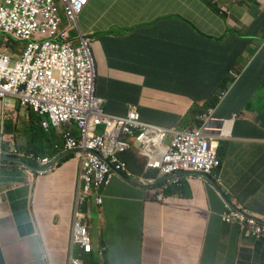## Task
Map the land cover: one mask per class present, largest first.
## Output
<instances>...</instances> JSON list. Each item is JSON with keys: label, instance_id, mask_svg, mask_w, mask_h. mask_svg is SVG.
Wrapping results in <instances>:
<instances>
[{"label": "crops", "instance_id": "crops-1", "mask_svg": "<svg viewBox=\"0 0 264 264\" xmlns=\"http://www.w3.org/2000/svg\"><path fill=\"white\" fill-rule=\"evenodd\" d=\"M211 16L200 0H91L79 24L91 38L99 93L116 115H125L130 104H137L143 115L145 106L167 103L186 106L175 110L182 115L192 104L210 98L209 89L197 87L194 74L210 53L221 56V74L250 60L242 83L219 109L220 118L238 116L231 136L221 144V182L233 202L249 204L247 209L264 219V51L257 59L252 47L237 48L234 27L248 25V19L221 18L220 23L211 22ZM197 28L206 29L212 38L196 32ZM143 83L148 91L138 94ZM12 111L0 99V119L11 118ZM162 115L159 122L181 123L182 118ZM22 129L16 128L20 136L28 127ZM55 143H61L58 136L51 144L49 137L40 138L45 147ZM75 178L73 158L62 159L43 176L32 165L5 163L0 187V264H65ZM128 187L121 178L113 179L109 187L110 194L124 200L106 201L103 236L96 237L106 246L105 264H264V242L243 238L235 227H222L216 214L209 217L208 210L219 212L224 206L201 181L189 182L185 198L173 203L182 215L172 221H162L157 206L137 201L147 191Z\"/></svg>", "mask_w": 264, "mask_h": 264}, {"label": "clouds", "instance_id": "clouds-1", "mask_svg": "<svg viewBox=\"0 0 264 264\" xmlns=\"http://www.w3.org/2000/svg\"><path fill=\"white\" fill-rule=\"evenodd\" d=\"M58 8L57 19L59 31L54 39V42L68 43L75 50H82V62L88 69V74L85 80L84 88L81 90L76 87L84 97L88 99L94 108L101 110L102 113L116 115L108 110L107 98H104L99 93V69L95 56L91 48V38L86 36L80 27L79 16L84 12L85 7L91 0H54ZM210 11L211 22L218 20L221 23V18L226 20L236 19V16L248 19L249 24H243L242 27L238 24L234 27L237 31L239 46H244L243 50L250 46L252 47L253 56L259 57L260 52L264 51V0H200ZM2 7H9L6 0H0V23L6 21L4 10ZM61 13L62 17L58 14ZM63 24V25H62ZM260 26V29L257 28ZM199 34L212 38L208 35L209 32L194 29ZM9 35L15 41L22 44L18 51L4 50L3 41L0 39V52L10 58L11 65L18 62L27 43L16 38L12 33H5L0 29V35ZM64 34V36H62ZM217 38H221V33ZM256 54V55H255ZM218 54L216 52L210 53L204 58L195 70L194 74L197 75L195 79L196 85L202 89L210 90V98L207 101L199 100L196 104H192L186 110V117L181 116L174 118H182L185 120L184 124L178 122L174 126L165 123H158L152 119V114L149 111L155 112L152 107L145 106L147 111L141 115L140 108L136 104L127 106L128 111L135 107L139 114L141 121L149 125H154L168 133L163 140L164 147L169 146L172 131L184 130H200L206 123L211 128L219 130L204 131V134H221V139L217 144L213 141L209 142V147L213 150L214 163L209 171H190V169L181 167L171 173H164L160 168L150 166L151 159L142 154L141 143L132 142V147L119 154V158L125 163V170L117 171L109 184L102 186L98 190V194L87 192L82 195V199L78 198L77 189L81 185V162L77 155L83 154L84 148L80 146L82 139L81 130L74 120L63 122L59 125H54L49 115L40 107L37 99L34 98L25 89L17 95L6 94L0 95V99L8 106L14 113L11 118L8 115L0 119V187L2 170L6 162L16 161L21 164L23 168L32 165L35 167V173L38 176L52 173L55 166L59 161L64 158H73L76 161V178L74 186V200L73 211L70 223L67 225V234L65 242H67L66 262L65 264H105L106 246L96 237L103 236L102 219L106 208L107 199H120L124 200L121 195H113L109 193L111 182L115 178H121L125 185H129V189L137 190L143 189L147 191L148 195H142L136 198L138 202L147 206H157L158 214L162 221H172L175 217L182 215L173 204L177 199L185 198L187 194V184L192 180H199L202 182L206 191H210L217 197L223 208L219 212H214L212 209L208 210L209 217L216 214L219 218L222 227H235L238 229L243 238H249L255 241L264 242V219L252 214L247 206L233 202L229 197V192L223 188L221 182V171L223 168V156L221 154V144L231 136L233 125L236 123L237 115L232 113L230 118H220L219 109L224 103L226 98L233 92V90L240 86L248 70L250 60L238 62L235 69H230L221 74L219 68L221 60H217ZM214 64L217 70H214ZM220 73L221 78L219 82L214 85L217 75ZM147 83H143L144 89L138 90V94L142 93L145 88H149ZM152 90V89H151ZM110 98V97H108ZM35 101V105L31 103ZM213 101V103H211ZM80 113L83 112L79 108ZM19 114V115H18ZM166 114L171 115L166 112ZM154 116V115H153ZM155 117V116H154ZM22 122V123H20ZM86 123H95V113L86 116ZM180 123V124H179ZM47 126L45 127V125ZM23 125L28 130L20 136L16 128H21ZM99 127V126H98ZM40 130V131H39ZM98 130V128H97ZM56 132L61 139V143H55L52 147H45L40 144L41 134L43 137H48L50 132ZM104 132V128H103ZM26 133V134H25ZM73 138L77 142V146L69 148L67 146L68 137ZM25 137V142H21V138ZM33 140L36 142L34 143ZM158 141V140H157ZM37 146V148H35ZM9 148V149H7ZM129 151H132L136 158V165L140 168L141 172L138 177H133L129 170V164L120 157ZM61 156H64L60 158ZM196 156L194 159L196 161ZM104 162L108 160L103 158ZM53 163V164H52ZM173 195L169 194V190ZM166 207V211L164 208ZM246 208V209H245ZM254 222L257 229L253 233L252 229L248 227L249 221Z\"/></svg>", "mask_w": 264, "mask_h": 264}, {"label": "built area", "instance_id": "built-area-1", "mask_svg": "<svg viewBox=\"0 0 264 264\" xmlns=\"http://www.w3.org/2000/svg\"><path fill=\"white\" fill-rule=\"evenodd\" d=\"M6 2L9 7H2L6 21L0 23V29L12 33L27 45L21 59L14 65H11L7 55L0 52V95H17L21 89H25L37 99L54 125L71 120L77 123L82 136L80 146L85 151L77 155L81 162L78 198L82 199V195L87 192L98 194L102 186L109 184L115 170H125V163L119 154L130 149L133 141L141 143V153L151 159L150 166L160 168L164 173H171L181 167L194 172L210 170L214 153L209 142L217 144L223 136L204 134V131L219 129L205 123L200 130H174L169 146L164 147L162 142L168 133L142 122L135 107L126 116L102 113L76 89L79 87L83 90L88 74L82 62V50H75L68 43L54 42L59 31L55 1ZM40 25L44 29L42 32ZM31 103L37 110L35 101ZM79 108L83 109L82 113ZM94 113L95 123H86V116ZM102 125L104 132L100 135L97 128ZM66 137L69 148L77 146L73 138L68 134ZM194 156L197 157L196 161ZM248 227L253 233L257 232L252 220Z\"/></svg>", "mask_w": 264, "mask_h": 264}, {"label": "rangeland", "instance_id": "rangeland-1", "mask_svg": "<svg viewBox=\"0 0 264 264\" xmlns=\"http://www.w3.org/2000/svg\"><path fill=\"white\" fill-rule=\"evenodd\" d=\"M58 16L59 17H62V14L61 13H59L58 14ZM63 25V24H62ZM40 31L42 32L44 29H43V27H42V25H40ZM0 39H2V41H3V47H4V50H7V51H18L21 47H22V44L21 43H19V42H17V41H15L11 36H9V35H4V34H2V35H0ZM147 86V85H146ZM147 88V87H146ZM146 91H148V89H145V90H143L142 91V93L143 92H146ZM163 100L165 101V102H167L168 101V97H165V98H163ZM154 110H155V112L157 113L156 114V117H161V115L163 114V113H169V114H171L172 116H174V117H179V116H181V117H183V118H185L186 117V113H184V114H182V115H180V114H178V113H175L176 111V109H178L179 111H183V110H185L186 109V106H184V105H174V104H156V105H150ZM184 122H185V120H182V123L184 124ZM20 123H22V122H20ZM103 128H104V125H102V126H99L98 127V130H97V133L98 134H100V135H102L103 134ZM40 131V130H39ZM57 136H58V134L56 133V132H50L49 134H48V137H49V143L51 144V143H53V141H55V140H57ZM59 137V136H58ZM120 157L122 158V159H124L126 162H128V164H129V170H130V172L132 173V175H133V177H138L139 176V174H140V172H141V170H140V168L136 165V158H135V156H134V154H133V152L132 151H129V152H127V153H125V154H123V155H120Z\"/></svg>", "mask_w": 264, "mask_h": 264}, {"label": "trees", "instance_id": "trees-1", "mask_svg": "<svg viewBox=\"0 0 264 264\" xmlns=\"http://www.w3.org/2000/svg\"><path fill=\"white\" fill-rule=\"evenodd\" d=\"M244 46L245 45H243V47L242 46H240V47H237L238 49H240V50H243V48H244ZM217 60H221V56L220 55H218L217 56ZM212 65H213V67H214V70H217L216 68H215V66H214V64L212 63ZM220 78H221V75H220V73L217 71V75H216V78H215V81H214V85H216L218 82H219V80H220ZM195 90H198V89H195ZM211 103H213V101H211ZM156 118V119H155ZM163 118V115H161V117L159 118V117H154L153 115H152V119L154 120V121H156V122H158V123H162V122H159L158 120H161ZM158 119V120H157ZM166 124H167V122H166ZM41 136L43 137V136H45V134L43 135V134H41ZM35 148H37V146H35ZM177 189L176 187H173V190H169V194L172 196L173 195V193L171 192V191H175V190Z\"/></svg>", "mask_w": 264, "mask_h": 264}]
</instances>
